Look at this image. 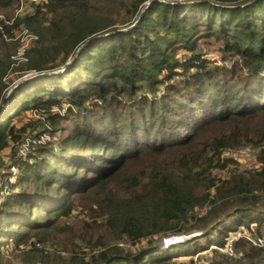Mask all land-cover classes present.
I'll list each match as a JSON object with an SVG mask.
<instances>
[{"label": "trees", "instance_id": "16d2710c", "mask_svg": "<svg viewBox=\"0 0 264 264\" xmlns=\"http://www.w3.org/2000/svg\"><path fill=\"white\" fill-rule=\"evenodd\" d=\"M0 17V264H264V0H0ZM12 72L44 74L7 96ZM36 125L49 142L19 157ZM240 149L256 169L223 156Z\"/></svg>", "mask_w": 264, "mask_h": 264}, {"label": "rangeland", "instance_id": "374dc122", "mask_svg": "<svg viewBox=\"0 0 264 264\" xmlns=\"http://www.w3.org/2000/svg\"><path fill=\"white\" fill-rule=\"evenodd\" d=\"M22 10L21 6L18 8L16 14L20 13ZM23 10H24V3H23ZM1 20V17H0ZM15 39L14 41L18 43V48H17V52L14 56H12V60H18L20 63H24L25 60L22 57V54L20 52V54H18V49L22 46V45H26L27 49L31 46V44L33 43V40L31 39L30 36H33L31 34H29L25 29L21 28L17 31H15L13 33ZM204 57L207 59H210V61L212 62H217L218 64H220V55L212 50V52L204 54ZM18 62V63H19ZM14 73V74H13ZM26 75H23L21 78H17L16 79V75L15 72H12L9 76H8V81H12L13 80V84L17 83V81L23 79ZM34 119L32 113L29 111L26 114H24L22 116L21 119L19 120H15L14 124L19 127L21 125H25L28 123L29 120ZM44 131V127L41 125H36V127L32 128L29 127L27 128V132L26 134H24V139L23 141H27L29 143V147L27 155L31 152L32 147L36 146V145H44L45 143L49 142L50 137L48 136V134H39L40 132ZM18 154V153H17ZM226 158L232 159V161L234 162V166L236 168H238L239 170H253L257 168V160H256V153L254 151L251 150H244V149H240V150H230V151H226L223 155ZM26 157V156H25ZM5 161L7 163V158H5ZM12 169L10 170L12 175H14L16 173V169H13V167H11ZM227 171L224 170L222 172H218L217 174L220 175V177H225ZM193 237V235H189L187 237H183V236H175V237H170L167 239H163L160 241L159 246L162 248H166L167 246L170 245H174L177 243H181L182 240H185L186 238H191ZM264 239V238H263ZM262 244L264 243V241H261ZM124 247V246H122ZM7 250L10 251L11 250V245H9L7 247ZM205 255H207L206 252H203L200 254L199 258H204ZM9 257H11L9 255ZM12 258V257H11ZM198 258L197 256L193 257V260L196 261ZM186 260L187 259H181V261ZM13 262V264H18V261L15 259L11 260ZM195 264H198V262H194Z\"/></svg>", "mask_w": 264, "mask_h": 264}, {"label": "built area", "instance_id": "2783aa9c", "mask_svg": "<svg viewBox=\"0 0 264 264\" xmlns=\"http://www.w3.org/2000/svg\"><path fill=\"white\" fill-rule=\"evenodd\" d=\"M32 40L35 39L34 36H30ZM27 49V46L26 45H22L19 49H18V54H22V57L24 56V53ZM15 61H18V60H15ZM19 62V61H18ZM28 75V74H27ZM29 147V143L27 141H22V143L20 144V146L17 148V153H18V156L19 157H25L27 155V152H28V148Z\"/></svg>", "mask_w": 264, "mask_h": 264}, {"label": "water", "instance_id": "95a60500", "mask_svg": "<svg viewBox=\"0 0 264 264\" xmlns=\"http://www.w3.org/2000/svg\"><path fill=\"white\" fill-rule=\"evenodd\" d=\"M152 1H155V0H152ZM44 74V73H43ZM43 74H37L35 75L34 73H30L28 75H26L23 79L17 81V83H15L14 85H12V87L10 88V90L7 92V96L10 94V92L16 87L18 86L19 84L23 83V82H26L27 80L31 79V78H35V77H38V76H41ZM6 100H7V97H6ZM4 102V105L6 104V101Z\"/></svg>", "mask_w": 264, "mask_h": 264}]
</instances>
